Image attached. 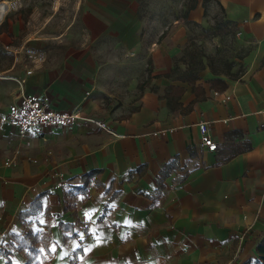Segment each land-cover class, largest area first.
<instances>
[{
	"label": "crops",
	"instance_id": "0c3cea01",
	"mask_svg": "<svg viewBox=\"0 0 264 264\" xmlns=\"http://www.w3.org/2000/svg\"><path fill=\"white\" fill-rule=\"evenodd\" d=\"M81 3L77 23L59 36L28 37L12 48V26L19 21L0 34L1 49L15 54L14 61L0 63V118L27 93L41 95L51 109H80L95 121L42 128L31 147L0 121V247L12 233L27 232L21 212L47 193L32 227L50 228L57 244L52 264H68L79 246L77 264H244L258 258L264 0H195L190 10L188 19L199 23L206 9H218L255 43L238 77L208 67L178 72L176 63H188L187 26L145 15L143 0ZM202 123L218 144L215 151L202 146ZM227 142L245 151L226 160L231 150L221 147ZM13 157L16 164L3 165ZM169 166L159 195L158 179ZM95 170L102 192L93 180L82 187V177ZM56 171L68 177L66 188L53 189ZM45 209L58 217L47 218ZM60 222L75 224L79 238L65 243ZM13 254L15 264H24L23 252Z\"/></svg>",
	"mask_w": 264,
	"mask_h": 264
},
{
	"label": "rangeland",
	"instance_id": "374dc122",
	"mask_svg": "<svg viewBox=\"0 0 264 264\" xmlns=\"http://www.w3.org/2000/svg\"><path fill=\"white\" fill-rule=\"evenodd\" d=\"M82 0H0V24L5 20L8 26L19 21L13 28L8 46L21 45L28 37H56L75 25L83 9ZM195 0H143L145 15L154 14L173 25L174 20L186 24L188 42L185 61L176 63L178 72H198L204 68L213 73L230 77L241 75L255 53V43L242 34L240 28L225 19L218 9H206L199 23L189 20V13ZM15 60L11 50L1 49L0 63ZM192 62V63H191Z\"/></svg>",
	"mask_w": 264,
	"mask_h": 264
},
{
	"label": "trees",
	"instance_id": "16d2710c",
	"mask_svg": "<svg viewBox=\"0 0 264 264\" xmlns=\"http://www.w3.org/2000/svg\"><path fill=\"white\" fill-rule=\"evenodd\" d=\"M2 33H9V26H8L7 20H5L3 23L0 24V34ZM196 79H198V75H194L193 81H192L193 85L195 84ZM212 83L213 84L218 83L226 87L225 81L221 79H214L212 80ZM171 89H174V87H172ZM249 148H250V145L248 144V147L246 149H249ZM221 149L231 150V153L229 157H227L226 160H230L236 154L245 151V149L232 148V145L229 144L228 142L225 143L221 147ZM177 163H178V160L175 159L170 164H172L173 166V164L176 165ZM172 166L165 168L162 171L161 177L158 179V184H159L158 194L159 195L163 189L164 179L168 175V171L170 167ZM98 174H99L98 170L85 174L82 177V179L84 180L82 187L86 189L87 184L93 180L95 184L97 185L98 190L101 191L103 188V185L98 178ZM181 179L182 178H179L178 181ZM114 194H115L114 192L108 193L107 198H106V202H107L106 204H108L114 198ZM46 195L47 193H41L40 195H38L36 199L31 203V206L29 207V209L21 212L20 214L21 224L23 228L27 230V232L25 234H23L22 232L12 233L10 241H8L6 245L0 247V257H3L5 259V264H15L13 260V256H14L13 250L24 253V257L26 259L24 264H52V259L55 255L57 244L54 242L52 238L50 228H48L47 230H35L32 227L36 220L35 216H37V214L43 210L44 198ZM44 215L47 218L52 217V216L54 218L58 217V215H51V212L47 211V209H45ZM37 224L39 225V223ZM59 226L64 232V242L65 243L70 240L79 238L75 224L60 222ZM256 250L258 253V258H256L255 260H248L244 264H264V235L258 242L256 246ZM82 252H83V249L81 248V246H79L74 251L73 258L68 264H77Z\"/></svg>",
	"mask_w": 264,
	"mask_h": 264
},
{
	"label": "built area",
	"instance_id": "2783aa9c",
	"mask_svg": "<svg viewBox=\"0 0 264 264\" xmlns=\"http://www.w3.org/2000/svg\"><path fill=\"white\" fill-rule=\"evenodd\" d=\"M261 113L264 114V110ZM0 121L10 125L17 131L18 139L25 147L33 145V136L42 128L67 127L80 121L95 122L80 109L73 111L54 110L50 108L47 101L41 95L27 93H22L15 102L8 106L6 113L1 116ZM262 125L264 126V123ZM102 128L109 133H113L105 125ZM200 130L203 133V148L208 151H215L218 144L208 133L207 124H200ZM14 164H16L14 157L6 158L3 162V165L8 167ZM52 175L57 179V183L53 186L54 190L63 189L68 186V177L64 172L56 171Z\"/></svg>",
	"mask_w": 264,
	"mask_h": 264
}]
</instances>
